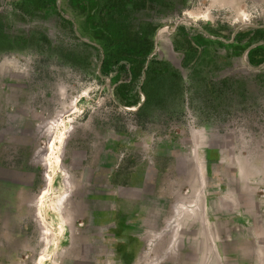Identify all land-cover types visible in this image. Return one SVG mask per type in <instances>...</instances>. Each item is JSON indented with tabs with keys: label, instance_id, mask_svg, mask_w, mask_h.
<instances>
[{
	"label": "rangeland",
	"instance_id": "rangeland-1",
	"mask_svg": "<svg viewBox=\"0 0 264 264\" xmlns=\"http://www.w3.org/2000/svg\"><path fill=\"white\" fill-rule=\"evenodd\" d=\"M0 264H264V0H0Z\"/></svg>",
	"mask_w": 264,
	"mask_h": 264
},
{
	"label": "trees",
	"instance_id": "trees-1",
	"mask_svg": "<svg viewBox=\"0 0 264 264\" xmlns=\"http://www.w3.org/2000/svg\"><path fill=\"white\" fill-rule=\"evenodd\" d=\"M157 28L151 21L145 20L139 30L131 31L127 29L123 31L117 46L105 53L101 67V73L104 77L123 71L127 64L130 65L131 81L128 83L122 82L113 89V95L121 105L134 107L139 106L141 102L137 85L141 80L147 56L153 50ZM260 48H258L255 56H251L250 61L252 64L258 65L261 62L258 58L262 56L261 51L263 49L260 51ZM150 70L149 68V73Z\"/></svg>",
	"mask_w": 264,
	"mask_h": 264
},
{
	"label": "bare ground",
	"instance_id": "bare-ground-1",
	"mask_svg": "<svg viewBox=\"0 0 264 264\" xmlns=\"http://www.w3.org/2000/svg\"><path fill=\"white\" fill-rule=\"evenodd\" d=\"M192 15V14H191ZM45 162L46 164H48V166H50V160H49V157L45 158ZM41 196V195H40ZM39 199V198H38ZM41 200V199H40ZM40 200H38V203L40 202Z\"/></svg>",
	"mask_w": 264,
	"mask_h": 264
},
{
	"label": "crops",
	"instance_id": "crops-1",
	"mask_svg": "<svg viewBox=\"0 0 264 264\" xmlns=\"http://www.w3.org/2000/svg\"><path fill=\"white\" fill-rule=\"evenodd\" d=\"M158 29V28H157Z\"/></svg>",
	"mask_w": 264,
	"mask_h": 264
}]
</instances>
